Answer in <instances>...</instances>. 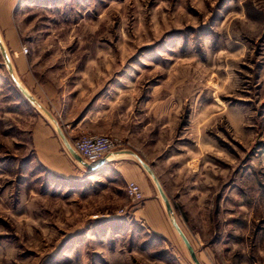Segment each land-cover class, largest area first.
<instances>
[{
  "label": "rangeland",
  "instance_id": "rangeland-1",
  "mask_svg": "<svg viewBox=\"0 0 264 264\" xmlns=\"http://www.w3.org/2000/svg\"><path fill=\"white\" fill-rule=\"evenodd\" d=\"M15 20L30 59L100 100L87 134L153 164L202 264H264V0H20ZM33 105L0 51V110ZM27 139L0 146V264H195L165 204L168 236L144 221L143 184L54 175Z\"/></svg>",
  "mask_w": 264,
  "mask_h": 264
},
{
  "label": "crops",
  "instance_id": "crops-1",
  "mask_svg": "<svg viewBox=\"0 0 264 264\" xmlns=\"http://www.w3.org/2000/svg\"><path fill=\"white\" fill-rule=\"evenodd\" d=\"M18 4H20V0H0V36L7 51L13 53L11 60L14 73L21 85L58 121L65 136L73 144L80 135L96 132L98 125L95 126V122L99 124L101 119L99 111L95 112L96 115H94V107L97 106L100 100L93 97L84 102L81 95L77 93V85L60 79L58 73L50 69L52 67L48 65L50 64L49 61L30 59L27 53L23 52L25 44L15 20ZM15 87L17 88L16 85ZM29 102L33 103L30 100ZM35 106L40 109L42 115L38 113ZM2 110H0V115L3 114V116H0V141L2 142L0 146L5 147L10 142L20 144L21 133L25 132L28 137L27 144L34 154V159L44 166L48 172L70 180L82 179L85 175L90 176L92 173H95L93 175H101L115 168L126 183L135 180L143 184L146 199L141 211L148 227L163 236H168L172 231L163 214V200L159 193L156 195L148 187L147 173L133 155L121 152L131 150L140 156L136 150L117 149L109 153L100 160L105 161L103 166L93 172L82 163L77 162L66 151L65 144L58 135L55 123L38 105L34 104L32 114L28 116V119L24 117L23 120L21 119L20 110L8 109L6 111L9 114L7 116L12 117V121L7 120L8 117ZM143 159L152 168L154 167L146 158ZM173 228L175 229L174 226ZM175 231L177 232L176 229Z\"/></svg>",
  "mask_w": 264,
  "mask_h": 264
},
{
  "label": "water",
  "instance_id": "water-1",
  "mask_svg": "<svg viewBox=\"0 0 264 264\" xmlns=\"http://www.w3.org/2000/svg\"><path fill=\"white\" fill-rule=\"evenodd\" d=\"M0 51L1 54L4 58V62L5 65L7 66L10 76L13 80V82L15 83V85L17 86V88L20 90V92L31 102H33L35 105H38L43 111L46 112V114L52 119V121L55 123L56 127H57V132L58 135L60 136V138L62 139V141L65 144V147L67 148V150L69 151V153L74 157V159H76L78 162L82 163L83 165H85V167H87L89 170L95 172L97 170H99L103 164L105 163V161H100L96 164H90L87 163L80 154H78L76 152V150L73 148L72 144L69 142V140L67 139V137L65 136L62 128L60 127V125L58 124V121L53 117V115L47 110L45 109L37 100L36 98L29 93L18 81L15 73H14V69H13V64L10 58V55L7 51V49L5 48L1 37H0ZM122 153H128L133 155L138 162L141 164V166L143 167V169L145 170V172L148 174V176L152 179L153 183L156 186V189L161 197V199L163 200L166 209H167V213L168 215L171 217V221L173 226L175 227V229L178 231L180 237L182 238V241L184 242L185 246L187 247L190 256L192 258V260L194 261L195 264H202V262L200 261V259L198 258V255L196 253V250L194 248V246L192 245L190 239L188 238V236L186 235V233L184 232V230L182 229V227L180 226V224L178 223L176 216L174 214V210L172 208V205L170 203L169 197L166 194L158 176L156 175L155 171L153 170L152 166L147 163L141 156H139L137 153H135L134 151L131 150H124L121 151Z\"/></svg>",
  "mask_w": 264,
  "mask_h": 264
},
{
  "label": "built area",
  "instance_id": "built-area-1",
  "mask_svg": "<svg viewBox=\"0 0 264 264\" xmlns=\"http://www.w3.org/2000/svg\"><path fill=\"white\" fill-rule=\"evenodd\" d=\"M24 53H28L27 47L23 48ZM120 141L108 134H82L75 139L72 146L81 157L90 164L98 163L109 153L119 149ZM129 198L141 201L144 199L140 185L135 181H129L126 186Z\"/></svg>",
  "mask_w": 264,
  "mask_h": 264
},
{
  "label": "bare ground",
  "instance_id": "bare-ground-1",
  "mask_svg": "<svg viewBox=\"0 0 264 264\" xmlns=\"http://www.w3.org/2000/svg\"><path fill=\"white\" fill-rule=\"evenodd\" d=\"M2 40V39H1ZM20 83V82H19ZM170 220H171V217H170ZM178 232V231H177ZM182 239V238H181Z\"/></svg>",
  "mask_w": 264,
  "mask_h": 264
}]
</instances>
